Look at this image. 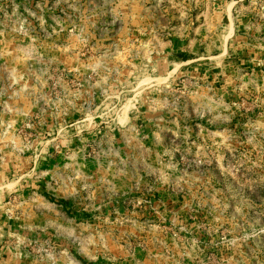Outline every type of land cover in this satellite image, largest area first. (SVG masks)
Here are the masks:
<instances>
[{
	"label": "rangeland",
	"instance_id": "rangeland-1",
	"mask_svg": "<svg viewBox=\"0 0 264 264\" xmlns=\"http://www.w3.org/2000/svg\"><path fill=\"white\" fill-rule=\"evenodd\" d=\"M136 262L264 264V0H0V264Z\"/></svg>",
	"mask_w": 264,
	"mask_h": 264
},
{
	"label": "crops",
	"instance_id": "crops-1",
	"mask_svg": "<svg viewBox=\"0 0 264 264\" xmlns=\"http://www.w3.org/2000/svg\"><path fill=\"white\" fill-rule=\"evenodd\" d=\"M226 15H228V17L230 18V16H229V13L228 12H226ZM189 60V58H184L182 61H181V65L183 66L184 65V63H186L187 61ZM174 64V63H173ZM135 264H139L138 262H136Z\"/></svg>",
	"mask_w": 264,
	"mask_h": 264
}]
</instances>
